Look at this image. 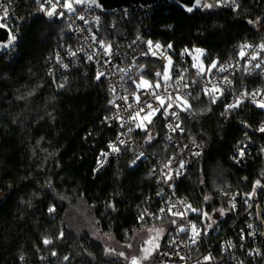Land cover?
Returning <instances> with one entry per match:
<instances>
[{"label":"trees","instance_id":"1","mask_svg":"<svg viewBox=\"0 0 264 264\" xmlns=\"http://www.w3.org/2000/svg\"><path fill=\"white\" fill-rule=\"evenodd\" d=\"M149 23L150 36L174 50L197 45L226 62L264 30V0H242L236 11L205 0L192 16L161 4ZM65 28L54 19L34 20L22 27L14 50L0 56V264H129L119 246L109 250L101 239L126 245L135 230L154 225L138 226L134 209L155 192L145 164L133 168L126 152L94 174L115 134L104 124L114 111L106 80L88 67L86 74L73 71L60 88L47 72ZM191 102L193 115L184 120L178 146L164 153L162 130L154 144L162 155L203 144L176 189L200 216L214 218L226 208L225 195L249 189L256 178L254 167L238 169L229 159L245 135L264 141V113L250 104L231 112L200 94ZM157 224L169 229L161 250L174 223Z\"/></svg>","mask_w":264,"mask_h":264},{"label":"built area","instance_id":"2","mask_svg":"<svg viewBox=\"0 0 264 264\" xmlns=\"http://www.w3.org/2000/svg\"><path fill=\"white\" fill-rule=\"evenodd\" d=\"M74 1L0 0V23L13 35L8 53L24 25L49 20L47 13L56 12L52 19L66 28L47 58L48 74L65 88L73 71L86 74L89 67L102 73L114 103L104 124L115 134L100 153L94 174L126 152L132 154L133 168L148 167L155 192L135 205L137 224L174 223L166 247L156 253L153 264H264V141L245 135L233 150L229 162L238 169L254 167L256 178L249 189L225 195L226 208L217 210L212 226L176 189L190 156L200 155L203 144L196 142L169 155L160 154L154 144L162 130V151L178 146L184 120L193 115L191 98L196 94L231 112L250 104L264 113V30L256 39H245L236 56L220 62L205 47L186 45L176 51L153 39L149 21L156 7H121L108 13L90 6L77 8ZM213 2L220 9L236 11L242 0ZM260 128L264 129V121Z\"/></svg>","mask_w":264,"mask_h":264},{"label":"rangeland","instance_id":"3","mask_svg":"<svg viewBox=\"0 0 264 264\" xmlns=\"http://www.w3.org/2000/svg\"><path fill=\"white\" fill-rule=\"evenodd\" d=\"M172 64H169L166 68L167 72H170ZM150 120V118H147ZM4 197L3 194L0 193V200ZM82 211V210H81ZM83 212V211H82ZM218 213V212H217ZM214 215H210L207 213L203 214L204 219H208V223L210 226L214 225L216 219L213 218ZM81 218V217H80ZM169 229L165 226L160 225H152L149 227H145L142 229H137L134 231L130 241L126 245H119L113 238L107 237L102 238L105 246L109 250H113L118 248V246L123 250V260L125 261L130 257L131 258H139L140 260H144L147 263L152 262L156 253L159 250V245L162 241L167 237ZM147 250V251H145ZM121 253V254H122ZM107 256L111 257V252H107Z\"/></svg>","mask_w":264,"mask_h":264},{"label":"water","instance_id":"4","mask_svg":"<svg viewBox=\"0 0 264 264\" xmlns=\"http://www.w3.org/2000/svg\"><path fill=\"white\" fill-rule=\"evenodd\" d=\"M205 0H200V4L197 5L195 0H96V3H92V0H84L82 3L74 1V6L77 8H83L85 6L99 8L105 12H113L121 7H139V8H155L161 3H169L176 9L181 10L187 16H192L197 11H200L204 5ZM188 7H192V11H187ZM56 12L49 17V21L52 20ZM13 47V35L0 23V54L8 53ZM129 264H143L139 258H131Z\"/></svg>","mask_w":264,"mask_h":264},{"label":"snow or ice","instance_id":"5","mask_svg":"<svg viewBox=\"0 0 264 264\" xmlns=\"http://www.w3.org/2000/svg\"><path fill=\"white\" fill-rule=\"evenodd\" d=\"M76 2L77 3H82V2H84V0H76ZM92 3H96V0H92ZM195 3L197 4V5H199L200 4V0H195ZM206 7H211V5H205ZM53 8H55V5H53L52 6ZM68 7H69V10H71V5H68ZM193 9H192V7H188L187 8V11H189V12H191ZM47 15L48 16H52L53 15V12H51V11H49L48 13H47ZM81 19H83V17H81ZM148 44H149V48H151V45H152V42L151 41H149L148 42ZM156 47L157 48H159L160 46L157 44L156 45ZM187 51V50H186ZM196 52L197 53H201V50L200 49H196ZM242 55H243V53H241ZM89 58V60H91L92 59V57L91 56H89L88 57ZM224 69H221V71H223ZM100 75H102V73H98V75H97V79H99L100 78ZM157 75H160L159 73H157ZM142 83H144V84H146L147 82L146 81H143ZM139 86V85H138ZM157 99H159V97H157ZM216 99V97L215 96H213V100H215ZM161 103H163V101H161ZM262 107H264V105H261ZM149 107H151V105H149ZM168 107H171V105H168ZM229 107L231 108V107H235V105H229ZM153 113H149V115H152ZM145 119H147V117H145ZM138 127H140L141 125H137ZM262 131H264V129H261ZM129 131H131V129H129ZM110 147H113V146H111L110 145ZM113 151H117V149L115 148V147H113ZM241 155H243V153H241ZM135 163V162H134ZM207 199V198H206ZM50 211H51V209H50ZM221 214H223V210L221 209ZM193 229H195V226H193ZM45 243H49V241H45ZM145 251H147V250H145Z\"/></svg>","mask_w":264,"mask_h":264}]
</instances>
